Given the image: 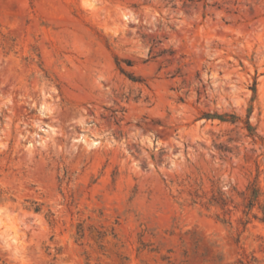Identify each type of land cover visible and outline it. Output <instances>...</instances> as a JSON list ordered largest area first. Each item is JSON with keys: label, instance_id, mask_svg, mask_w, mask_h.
<instances>
[{"label": "rangeland", "instance_id": "rangeland-1", "mask_svg": "<svg viewBox=\"0 0 264 264\" xmlns=\"http://www.w3.org/2000/svg\"><path fill=\"white\" fill-rule=\"evenodd\" d=\"M0 264H264V0H0Z\"/></svg>", "mask_w": 264, "mask_h": 264}, {"label": "trees", "instance_id": "trees-1", "mask_svg": "<svg viewBox=\"0 0 264 264\" xmlns=\"http://www.w3.org/2000/svg\"><path fill=\"white\" fill-rule=\"evenodd\" d=\"M217 117H219V116H217ZM221 120H223V121H227V120H225L226 119V117H221L220 118ZM230 121H233V120H236V117H234V116H230ZM229 121V120H228ZM247 129L251 132L252 131V128H251V126L248 124V126H247ZM253 189H252V195H251V197H250V205L252 206L253 204H254V202L257 200V198H258V193H259V190L256 188V187H252ZM38 211V210H37Z\"/></svg>", "mask_w": 264, "mask_h": 264}]
</instances>
